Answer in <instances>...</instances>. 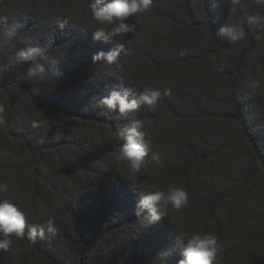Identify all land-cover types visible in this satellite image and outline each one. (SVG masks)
I'll return each mask as SVG.
<instances>
[{"label": "trees", "instance_id": "trees-1", "mask_svg": "<svg viewBox=\"0 0 264 264\" xmlns=\"http://www.w3.org/2000/svg\"><path fill=\"white\" fill-rule=\"evenodd\" d=\"M92 2L0 0V22L19 26L9 42L0 24V201L28 226L51 218L57 227L34 243L13 237L0 264H177V237L197 231L218 237L216 264H264V6L153 0L126 21L133 32L103 42L92 38ZM121 44L131 55L93 62ZM29 46L55 62L33 78L13 59ZM145 86L171 90L155 112L91 103ZM134 121L161 156L139 172L111 155ZM170 186L189 203L142 226L140 194Z\"/></svg>", "mask_w": 264, "mask_h": 264}, {"label": "clouds", "instance_id": "clouds-1", "mask_svg": "<svg viewBox=\"0 0 264 264\" xmlns=\"http://www.w3.org/2000/svg\"><path fill=\"white\" fill-rule=\"evenodd\" d=\"M264 6V0H257ZM153 0H93L90 5L91 19L97 22L92 32V38L96 41L108 42L117 35H124L134 31V25L127 23L128 18L137 14L147 12ZM2 35L6 41H12L18 36L19 26L16 24H4ZM108 26H111L110 28ZM239 35H243L242 32ZM232 36L231 39H236ZM124 55H131V50L124 45L108 51H97L93 54L92 60H105L108 64L116 63L118 58ZM13 59L16 63H28L26 75L33 78L43 74L50 64L49 57L36 47H25L15 51ZM6 65L0 64V72L6 70ZM170 89L152 86H145L139 93L129 89L113 88L106 95L94 96L91 98L93 106L118 111L125 115L140 108H146L155 112L162 98L170 94ZM142 124L134 121L131 125L116 133V139L123 141L116 144L111 152L117 163L125 162L130 171L139 172L146 164V157L156 163H161V156L153 152L150 142L146 140L145 134L140 131ZM8 191L6 184H0V193ZM189 203L188 192L182 187L170 186L165 190L148 191L140 194L135 205V214L142 226L148 227L168 217L169 209H181ZM28 227L27 233L25 228ZM55 236L57 227L53 219L46 220L42 225H27L26 213L17 205L3 200L0 201V250L7 251L13 244V237L24 239L25 235L31 242L37 238L43 239L45 235ZM177 245L181 249L182 258L177 264H216L217 257L222 250V245L217 236L211 233L194 232L190 236L180 235L177 237ZM163 256L170 253H163Z\"/></svg>", "mask_w": 264, "mask_h": 264}]
</instances>
